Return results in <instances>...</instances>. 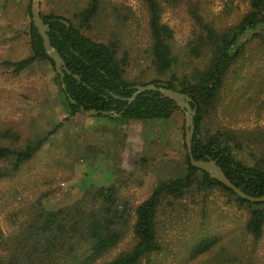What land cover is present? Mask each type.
<instances>
[{"label": "rangeland", "instance_id": "obj_1", "mask_svg": "<svg viewBox=\"0 0 264 264\" xmlns=\"http://www.w3.org/2000/svg\"><path fill=\"white\" fill-rule=\"evenodd\" d=\"M105 1L107 20L98 15L85 34L98 42L117 45L126 80L139 84L156 79L150 59L148 18L141 0ZM86 2L39 0V9L76 24L74 15ZM27 7L28 0H0V145L25 147L56 125L61 124V128L17 173L0 181V254L26 238L28 222L41 207L49 210L66 206L88 187L114 185L120 201L135 208L159 181L185 170L182 111L169 120L123 123L79 113L65 121L55 72L49 63L37 62L17 74L5 65L31 53L32 20ZM248 8L249 0H179L165 4L161 21L173 32L169 43L178 59L175 71L182 76L189 48L200 31L205 35L206 26L214 30L233 26ZM199 50L201 55L206 52L205 47ZM245 57V63L235 68L242 78L232 85L229 75L222 93L223 105L207 121V127L209 132L228 129L249 133L250 141L235 154L244 164L255 166L264 163V48L256 39L248 44ZM7 133L17 136V140L11 135L6 137ZM251 150L254 158L249 155ZM57 189L58 194L43 199ZM198 189L195 184L188 193L195 195L194 202L190 196L182 201V207L177 203L175 210L162 209L158 213L160 242L165 246L159 257L165 264H184L189 259L183 246L201 225L205 235L221 240L236 236L243 240L242 245L250 242L243 231L247 211L230 203L228 195L218 188ZM197 194H206L207 201L204 203ZM131 224L133 219L117 247L96 264L131 249L135 242ZM255 259L264 264V235Z\"/></svg>", "mask_w": 264, "mask_h": 264}, {"label": "trees", "instance_id": "obj_2", "mask_svg": "<svg viewBox=\"0 0 264 264\" xmlns=\"http://www.w3.org/2000/svg\"><path fill=\"white\" fill-rule=\"evenodd\" d=\"M178 1L141 0L148 18L151 65L157 73V78L149 83L137 84L126 80L116 51L117 45L98 42L85 34L98 15H104L106 19L108 11L105 0H87L85 6L74 15L78 22L76 24L63 16L40 12L49 27L47 35L51 45L71 73L65 74L63 79L66 90L61 86L54 63L46 55L42 38L32 21L29 24L30 55L5 65L17 74L37 62L49 63L55 72L60 105L66 114L65 121L88 111H96V116L112 122L169 120L182 110L173 101L162 98L158 92L141 93L129 105L112 95L127 99L135 92L134 86L148 84H162L167 89L188 95L195 109L191 142L194 159L216 161L225 176L239 190L253 197H261L264 195V163L249 166L235 154L236 151H243L250 141L249 133L228 129L225 132H209L207 121L223 105L222 93L229 75L232 85L242 78L235 68L238 63H245L248 44L256 39L264 48V0H249L248 10L233 26L218 30L206 26L205 35L200 31L197 35L199 38L191 43L189 60L182 76L175 71L178 59L169 43L173 32L161 21L164 5ZM31 2L28 0L27 7L30 18ZM62 21L68 23V26ZM199 47L206 48L203 55ZM194 57L198 60H194ZM103 112L112 115L104 116ZM115 114L119 117H114ZM60 128L61 124L56 125L25 147L0 145V181L17 173ZM182 131V138H185L184 125ZM10 135L14 136L7 133L6 137ZM14 138L17 140V136ZM254 139L253 135L251 141ZM182 146L185 150V170L182 174L159 181L150 195L135 208L120 201L114 185L88 187L72 204L57 205L49 210L41 207L28 222L26 238L8 247L6 253L0 254V264H96L117 247L131 219L135 240L133 246L129 251L119 253L102 264H165L159 257L165 246L160 242L158 213L162 209H173L177 203V207H182V201L190 196L194 202L195 195L188 193L195 184L200 191L214 188L222 190L228 195L230 203L247 211L243 231L250 237V242L242 245L243 240L236 236L228 235L221 240L217 236L205 235L201 225L196 235L183 246L189 256L184 264H260L255 256L264 235V203L241 199L223 184L211 179L207 173L191 166L185 143ZM249 155L254 158L253 150ZM55 194H58V189L48 192L43 199ZM197 195L203 197L202 194ZM203 198L205 203L206 194ZM1 241L0 231V245Z\"/></svg>", "mask_w": 264, "mask_h": 264}, {"label": "water", "instance_id": "obj_3", "mask_svg": "<svg viewBox=\"0 0 264 264\" xmlns=\"http://www.w3.org/2000/svg\"><path fill=\"white\" fill-rule=\"evenodd\" d=\"M31 20L33 27L37 30L38 34L42 38L43 41V48L46 55L53 61L55 72L59 75L61 86L63 90H66L65 85L63 83V79L65 74H71L70 71L65 66V63L61 56L59 55L58 51L51 45L50 38L47 35L49 32V27L47 24L44 23L39 9V0H32L31 3ZM68 26V23L62 21ZM76 80H79L77 76H74ZM135 92L132 94L130 98L124 99L119 98L115 95H112L114 98L126 101L129 104L133 103L136 100V97L141 93L146 91H154L161 94L162 98L169 99L175 103V106L183 111L185 122H184V129H185V146L187 148V154L189 158V163L194 168L201 170L209 175L211 179L218 181L219 183L223 184L226 188L233 191L235 195L240 197L243 200L249 201L251 203H264V195L261 197H253L250 195L245 194L241 190H239L235 185L231 183V181L225 176L222 169L217 165L216 161L207 159L204 160H196L192 155V138L194 134V123L193 118L195 116V109L192 107V99L186 95L176 91H172L164 87V85L159 84L156 86L154 84H148L146 86H134ZM74 103V101H71ZM86 116L91 115H98L96 111H88L83 113ZM104 116L112 115L110 112H103ZM114 117H119L118 114H115Z\"/></svg>", "mask_w": 264, "mask_h": 264}]
</instances>
